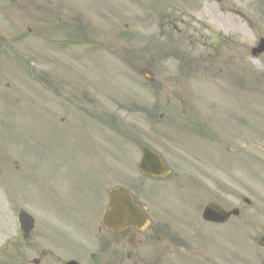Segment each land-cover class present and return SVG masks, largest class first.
I'll return each instance as SVG.
<instances>
[{
    "label": "rangeland",
    "instance_id": "374dc122",
    "mask_svg": "<svg viewBox=\"0 0 264 264\" xmlns=\"http://www.w3.org/2000/svg\"><path fill=\"white\" fill-rule=\"evenodd\" d=\"M259 38L264 0H0V165L19 159L0 166V264L18 209L41 215L37 187L55 166L103 150L104 198L121 182L170 220L176 264H264ZM139 143L160 152L167 179L140 175ZM208 203L240 216L204 223Z\"/></svg>",
    "mask_w": 264,
    "mask_h": 264
},
{
    "label": "flooded vegetation",
    "instance_id": "af4514ba",
    "mask_svg": "<svg viewBox=\"0 0 264 264\" xmlns=\"http://www.w3.org/2000/svg\"><path fill=\"white\" fill-rule=\"evenodd\" d=\"M86 154L90 157L86 162L93 164L56 165L57 180H45L37 187L41 215L27 236L18 229L14 238H7V264H176L179 257L172 240L177 235L169 231L171 221L148 215L136 197L132 203L140 212L131 213L116 229L106 227L104 150ZM81 158L87 159L85 151Z\"/></svg>",
    "mask_w": 264,
    "mask_h": 264
},
{
    "label": "water",
    "instance_id": "95a60500",
    "mask_svg": "<svg viewBox=\"0 0 264 264\" xmlns=\"http://www.w3.org/2000/svg\"><path fill=\"white\" fill-rule=\"evenodd\" d=\"M263 51L264 41L261 40L259 45L252 50V54L257 55L258 53H261ZM138 73L145 80L150 82L153 81V74L151 71L145 68H141ZM139 148L142 152V158L138 164V169L141 173L159 178H163L169 173V169L165 166L160 156L156 152L152 151L144 144H140ZM108 197L110 213H107L114 216L116 219L118 218V221L128 220L123 218H127V216L131 213V198L129 191L124 187L114 188L109 191ZM244 201L246 203H249L247 199H244ZM230 215H238V210L232 209L229 211H225L223 209H219L218 206H215L214 208L206 206L202 213L203 219L214 222H223ZM104 221H106L105 218ZM22 222L29 223V221L23 217ZM259 244L264 246V237L260 239Z\"/></svg>",
    "mask_w": 264,
    "mask_h": 264
}]
</instances>
